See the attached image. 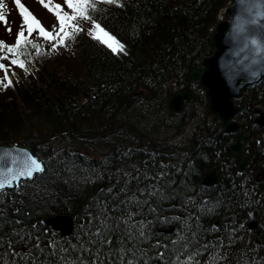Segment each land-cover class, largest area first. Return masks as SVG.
Returning a JSON list of instances; mask_svg holds the SVG:
<instances>
[{"label": "trees", "instance_id": "16d2710c", "mask_svg": "<svg viewBox=\"0 0 264 264\" xmlns=\"http://www.w3.org/2000/svg\"><path fill=\"white\" fill-rule=\"evenodd\" d=\"M234 2L96 3L88 21L123 51L92 28L54 56L28 40L0 48L26 72L0 94V147H36L45 165L0 194V264H264V129L254 115L264 110V84L239 101L250 137L242 174L235 136L218 128L202 84L189 81L214 55L220 15ZM178 92L191 93L180 115L171 106ZM188 106L204 117L195 121ZM214 169L221 184L207 188ZM58 215L76 218L71 238L41 224ZM175 227L178 235L160 233Z\"/></svg>", "mask_w": 264, "mask_h": 264}, {"label": "water", "instance_id": "95a60500", "mask_svg": "<svg viewBox=\"0 0 264 264\" xmlns=\"http://www.w3.org/2000/svg\"><path fill=\"white\" fill-rule=\"evenodd\" d=\"M227 14L230 19L217 25L212 40L216 50L214 56L202 61L201 66L192 72L190 81L201 82L208 91L210 114L220 121L219 129L229 136H236L231 151L235 160L241 162L250 137L243 133L242 125L236 121L245 111V106H239L238 101L247 91L264 83V0H235ZM190 97L189 92L174 97L172 108L176 114L181 113L183 103ZM255 116L256 124L264 128V111L257 109ZM0 157V181L5 183L0 193L15 192L23 182L33 181L45 171L36 148L1 146ZM29 157L36 159L43 170L33 166ZM250 166V160L245 158L239 170L245 173ZM29 167L32 176L27 175ZM21 172L25 175L21 176ZM203 185L207 188L220 185L217 169L206 176ZM42 224L61 233L64 238H70L74 233L75 219L58 216L44 220ZM163 233L174 235L178 231Z\"/></svg>", "mask_w": 264, "mask_h": 264}, {"label": "rangeland", "instance_id": "374dc122", "mask_svg": "<svg viewBox=\"0 0 264 264\" xmlns=\"http://www.w3.org/2000/svg\"><path fill=\"white\" fill-rule=\"evenodd\" d=\"M45 5H47V7ZM57 5H59L60 8H57ZM226 10L222 12L221 17L224 20L229 19ZM57 12L66 16L76 14L72 9L68 8L66 0H44V4H42L40 0H20L19 4L16 3V0H0V16H3V19H0V41L5 42L9 47L14 46L19 33L23 31L24 37L22 40H28L34 44H39L48 54L54 56L55 53L59 54V52L55 51L59 46L67 49L72 48L73 42L86 29L92 28L94 32L93 36L101 35L100 30L95 29L91 22L81 18L79 14H76L77 18L75 20H69L64 26V32H61L59 18L56 15ZM25 17L28 18V21H33V23L31 25L26 23ZM34 21H38L39 23L37 24ZM30 26L33 28L31 32L28 31ZM41 27H43L46 32L50 33L49 37H45L41 34L39 30ZM9 29H11V34L9 33ZM65 33H67L66 36ZM53 37L55 39H53ZM11 60L13 59L5 57L2 61L7 71L0 69V94L6 88L5 86H13L16 83V75L22 78L25 77V68H21L19 64H11ZM31 71L34 72V69L32 68ZM9 80L11 84L8 83ZM187 108H190L192 112L196 109L198 115L195 121H198L199 117L200 119L204 117L203 109H198L199 107L197 106H188ZM192 130L191 128L187 134L178 137L181 138L178 140L185 142L187 136L192 134ZM60 145L72 148V146L69 147L70 144L67 141ZM60 145H58V147H60Z\"/></svg>", "mask_w": 264, "mask_h": 264}, {"label": "snow or ice", "instance_id": "6c2138e0", "mask_svg": "<svg viewBox=\"0 0 264 264\" xmlns=\"http://www.w3.org/2000/svg\"><path fill=\"white\" fill-rule=\"evenodd\" d=\"M19 2H20V0H16L17 4H19ZM40 2L42 4H44V0H40ZM101 2L107 3L109 5H112V4H119L120 0H95V3L90 2V0H66V4H67L68 8L72 9L74 11V13L79 14L81 16V18L86 19V20H90L91 19V17L87 14V10L89 8H91L93 11H95L96 3H101ZM45 6L47 7V5H45ZM56 7L60 8L59 5H57ZM76 14H74L72 16H66V15H61L59 12L56 13L57 17L59 18L61 32H64V26L69 20H75L77 18ZM0 19H3V16H0ZM25 22L29 23L30 25L33 23V21H28L27 17H25ZM34 22L37 23V24L39 23L38 21H34ZM94 28L97 29V30H100L102 35H103V37H104L102 39V37L98 35V36L94 37L95 39L101 40V42L107 44V46L110 49H112V51H114V52H116L118 50L119 51H123L124 50V45H122V44H119L118 48L113 46V42L112 41H113L114 38L111 37L107 32H105L101 28V25L99 23H95L94 22ZM39 30H40V32H41V34L43 36H45V37H49L50 36V33L46 32L43 27H41ZM28 31L29 32L33 31V28L30 26L28 28ZM9 33L11 34V29H9ZM66 35H67V33H65V36ZM89 35L91 36V35H93V33L90 31ZM23 37H24V32L21 31L19 33L18 38H17L16 45L9 47V46H7L5 44V42L0 41V48L7 47L8 51L12 52L13 48L18 47L21 44ZM53 39H55V38L53 37ZM32 47L35 48L37 46L35 44H33ZM3 59H5V57H0V60H3ZM11 64H13V65L19 64V66L21 68L24 67V64L22 62H20V61H17L16 59L11 60ZM0 69H3L5 71H7V68H6V66L3 63H0ZM8 83L11 84V81L9 80ZM0 159H2V157H0ZM29 159H31V162H32L33 166H35L36 168L40 169L41 171L43 170L41 168V165L39 164V162L36 159H33L31 157H29ZM9 171H10V169H9ZM20 175L23 176V175H25V173L21 172ZM27 175L28 176H32V168L31 167L28 168ZM4 187H5V183L3 181H0V190H2ZM101 223H102V226H103V225H105L106 222L102 221ZM102 230H103V228H102ZM96 235L97 236H101L102 232L96 233ZM77 264H83V262L82 261H78ZM89 264H91V262H89ZM97 264H99V262H97ZM121 264H136V262L134 260H127V261L121 262ZM175 264H182V262L177 260L175 262ZM183 264H192V259L189 258V260L183 262Z\"/></svg>", "mask_w": 264, "mask_h": 264}, {"label": "bare ground", "instance_id": "6f19581e", "mask_svg": "<svg viewBox=\"0 0 264 264\" xmlns=\"http://www.w3.org/2000/svg\"><path fill=\"white\" fill-rule=\"evenodd\" d=\"M214 37V36H213ZM212 40H213V38H212ZM215 52H216V50H215ZM215 54V53H214ZM214 56V55H213ZM213 56H211V57H213ZM208 58H210V57H208ZM206 59V58H205ZM198 68V67H197ZM194 71V70H193ZM192 74V73H191ZM191 77V76H190ZM190 81V80H189ZM264 84V83H263ZM174 86L176 87L177 86V84H174ZM208 92V91H207ZM261 109V108H260ZM263 110V109H262ZM212 172V171H211ZM210 172V173H211ZM219 177H220V175H219ZM220 184H221V178H220ZM219 186V185H218ZM170 236H173V235H170Z\"/></svg>", "mask_w": 264, "mask_h": 264}]
</instances>
